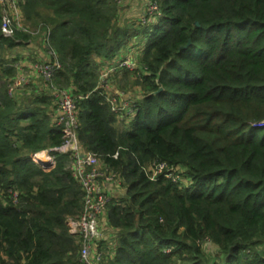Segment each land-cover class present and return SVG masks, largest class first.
Masks as SVG:
<instances>
[{
    "label": "trees",
    "instance_id": "trees-1",
    "mask_svg": "<svg viewBox=\"0 0 264 264\" xmlns=\"http://www.w3.org/2000/svg\"><path fill=\"white\" fill-rule=\"evenodd\" d=\"M155 2L160 15L131 25L112 0L21 3L32 27L50 29L56 86L82 97L80 145L120 179L103 264H264V0ZM29 37L0 31V264H80L68 221L84 192L71 156L54 151L64 140L53 98L7 90L16 71L6 54ZM139 38L142 96L120 129L99 74ZM42 152L54 158L48 170L32 158ZM154 163L167 164L156 178Z\"/></svg>",
    "mask_w": 264,
    "mask_h": 264
},
{
    "label": "built area",
    "instance_id": "built-area-1",
    "mask_svg": "<svg viewBox=\"0 0 264 264\" xmlns=\"http://www.w3.org/2000/svg\"><path fill=\"white\" fill-rule=\"evenodd\" d=\"M22 1L0 0L2 20L0 31L2 35L6 38H12L17 32H22L30 36L21 46L24 48L22 54L12 55V59H14L12 65L16 75L8 81V94L16 100L31 95L28 88L31 85L37 86L38 80H43L50 88L53 98L52 124L56 128H60L64 140V144L54 151L71 156L73 174L84 192L83 213L77 220H74V231L80 238L79 262L80 264H103L109 255V251L101 244L104 241V239L101 240V220L103 216H106L108 206L116 194L114 191H110L108 186L110 185L114 190L119 189L120 179L96 155L86 152L80 145L77 138L78 102L82 97H77L70 88H56L54 79L57 72L62 69V64L57 52L50 45V29L45 30L42 25L32 27L25 19L21 8ZM113 1L122 5L124 0ZM147 12L151 15L157 13L160 15L158 4L156 2L149 3ZM38 43H41V48L36 46ZM111 65L113 64L106 65V68L102 66L100 73L103 80L100 76L99 87L107 92L111 111L120 118V121L132 120L135 116L134 101L124 99L120 94L112 92L110 86L105 85L104 81L108 79L105 72L120 70L124 67L132 69L134 65L126 57L117 61L115 66ZM255 126L264 127V122ZM48 154L50 156L48 159L52 160L51 163L42 160L44 158H39L38 154L32 158L37 164L43 165V168L48 170L54 161L50 152ZM166 168V163H154L147 168V171L152 174V178H156ZM171 176V174L167 175V177Z\"/></svg>",
    "mask_w": 264,
    "mask_h": 264
},
{
    "label": "rangeland",
    "instance_id": "rangeland-1",
    "mask_svg": "<svg viewBox=\"0 0 264 264\" xmlns=\"http://www.w3.org/2000/svg\"><path fill=\"white\" fill-rule=\"evenodd\" d=\"M125 2H126V0L123 1L122 5H119L118 3L115 2V4H117V6H118L117 8H119V10L121 11V14H122V10H123V6H124ZM146 12H147V9H146L145 13ZM140 20L143 22L144 17H141V18L139 17V19H136L134 22L139 23ZM122 21H123V18H122ZM122 23L125 24L124 21ZM36 40H38V39H36ZM137 40H139V41H137ZM137 40L133 39L134 42L136 41L135 45L138 48V45H140L142 41H140L141 38H139ZM132 48H134V47H132ZM137 48H134L133 49L134 51L129 52V53H127V50H125L124 51L125 53L124 52L119 53L116 60L111 61V62H105L103 65V68H106L107 67L106 65H108V64H113L115 66L117 61H119L125 57L128 58L130 61H132L134 67L132 66L133 68L130 69L127 73H124V71L122 69L116 70V71L105 72L108 79H106L104 82H105V85L110 86L112 92L117 93L118 95L120 94L122 97L124 95L128 96V97L132 98L133 100H135L133 105H135L136 101L139 100L138 98H140L142 96L140 89H139V86L136 85V80L142 74L141 69L139 68V61H138L139 59H137L138 54L136 53L137 51L140 50V48H138V49ZM30 53L32 54V52H30ZM18 54H22V49H20ZM122 54H123V57H122ZM6 55L8 58H10V56H12V54H6ZM134 62L136 63V66H135ZM113 65H111V66H113ZM99 76H101V79H102L101 73L99 74ZM37 86H39V87H37ZM37 86L33 87V85H31L28 88V92H30V93L32 92V96H34V95L39 96L42 94H46L50 97L52 96V92H51L50 88H48V86L46 85V83L43 80H38ZM40 86H41V89H40ZM56 88H58V87L56 86ZM28 96L29 95H26L24 97H28ZM128 118H130V117H128ZM130 121H131V119H127V121H125L124 124L119 123L118 124L119 128L123 129L124 127H127V125H125V124H128ZM42 155H43V157H40V158H44L42 160L47 161L49 163L52 162L51 159H48V158H50L48 153H43ZM120 191L121 192L124 191L123 185H122ZM102 247L106 248V246H104V245ZM204 247L207 248V250H210L212 248V245L205 244Z\"/></svg>",
    "mask_w": 264,
    "mask_h": 264
},
{
    "label": "crops",
    "instance_id": "crops-1",
    "mask_svg": "<svg viewBox=\"0 0 264 264\" xmlns=\"http://www.w3.org/2000/svg\"><path fill=\"white\" fill-rule=\"evenodd\" d=\"M151 2V0H126L124 6H123V10H122V18H123V21L125 22V24L127 25H131L136 19H139V17H143L144 14H145V11L148 7V4ZM122 21V22H123ZM123 25V23H122ZM41 43L39 44H36V46L38 48H41L40 47ZM20 49H24L23 47L21 48H18L15 52L12 53V55H21V54H18ZM23 51V50H22ZM134 50L132 49H129L127 50V53L129 52H133ZM43 53V52H42ZM125 53V52H124ZM44 54V53H43ZM132 55V54H131ZM45 56V54H44ZM135 56V55H134ZM38 57V56H37ZM10 59H12V56L10 57ZM116 60V59H115ZM114 61V60H113ZM39 87V86H37ZM124 95V94H123ZM124 99H127V100H131V101H135L133 100L132 98L128 97V96H123ZM42 153H48V152H42ZM51 155V154H50ZM108 189L110 191H114V193H118L119 192V189L116 188L115 190L113 189V187H111L110 185L108 186ZM74 220H69L68 221V225L70 227V232L72 234H75V231H74ZM107 217L106 216H103L102 220H101V225H102V234H101V240L104 239V241H106V243L108 244L107 242V239L110 240V242L113 240L115 241V233L114 231H112L111 229H109L108 227V224H107ZM106 238V239H105ZM102 244V243H101ZM110 245V244H109ZM103 246V244H102ZM105 246V245H104ZM111 246V245H110ZM107 247V246H106ZM109 247V246H108Z\"/></svg>",
    "mask_w": 264,
    "mask_h": 264
},
{
    "label": "bare ground",
    "instance_id": "bare-ground-1",
    "mask_svg": "<svg viewBox=\"0 0 264 264\" xmlns=\"http://www.w3.org/2000/svg\"><path fill=\"white\" fill-rule=\"evenodd\" d=\"M43 153H38V157L40 158V157H43V155H42Z\"/></svg>",
    "mask_w": 264,
    "mask_h": 264
},
{
    "label": "water",
    "instance_id": "water-1",
    "mask_svg": "<svg viewBox=\"0 0 264 264\" xmlns=\"http://www.w3.org/2000/svg\"><path fill=\"white\" fill-rule=\"evenodd\" d=\"M198 25V24H197Z\"/></svg>",
    "mask_w": 264,
    "mask_h": 264
}]
</instances>
